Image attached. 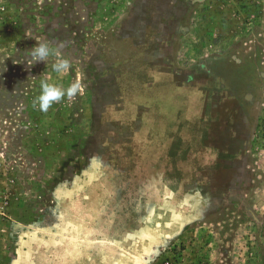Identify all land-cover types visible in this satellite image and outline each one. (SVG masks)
<instances>
[{
  "label": "rangeland",
  "instance_id": "rangeland-1",
  "mask_svg": "<svg viewBox=\"0 0 264 264\" xmlns=\"http://www.w3.org/2000/svg\"><path fill=\"white\" fill-rule=\"evenodd\" d=\"M0 264H264V0H0Z\"/></svg>",
  "mask_w": 264,
  "mask_h": 264
},
{
  "label": "clouds",
  "instance_id": "clouds-1",
  "mask_svg": "<svg viewBox=\"0 0 264 264\" xmlns=\"http://www.w3.org/2000/svg\"><path fill=\"white\" fill-rule=\"evenodd\" d=\"M29 56V52L26 54ZM50 56L59 57L60 53L50 47L48 42H41L34 46L30 50V63L35 64L36 62H46ZM71 67L68 59L59 58L56 63L53 64V70L57 73L68 72ZM41 93L34 101L33 107L39 108L43 112H47L48 109L55 103H59L65 96L69 98L75 97L78 93L82 92V84L76 81L67 89L60 86L49 84L45 80L40 82Z\"/></svg>",
  "mask_w": 264,
  "mask_h": 264
},
{
  "label": "crops",
  "instance_id": "crops-1",
  "mask_svg": "<svg viewBox=\"0 0 264 264\" xmlns=\"http://www.w3.org/2000/svg\"><path fill=\"white\" fill-rule=\"evenodd\" d=\"M170 78V80H171V84L173 83V80L172 79H174V81H177V79L175 78V77H169ZM173 85V84H172ZM176 86H178V85H176Z\"/></svg>",
  "mask_w": 264,
  "mask_h": 264
}]
</instances>
